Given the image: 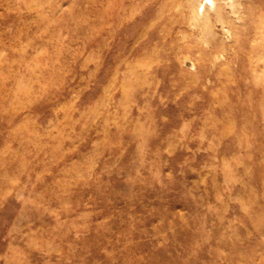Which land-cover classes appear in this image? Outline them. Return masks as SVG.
Wrapping results in <instances>:
<instances>
[{"label":"rangeland","instance_id":"374dc122","mask_svg":"<svg viewBox=\"0 0 264 264\" xmlns=\"http://www.w3.org/2000/svg\"><path fill=\"white\" fill-rule=\"evenodd\" d=\"M207 1L0 0V264H264V0Z\"/></svg>","mask_w":264,"mask_h":264},{"label":"bare ground","instance_id":"6f19581e","mask_svg":"<svg viewBox=\"0 0 264 264\" xmlns=\"http://www.w3.org/2000/svg\"><path fill=\"white\" fill-rule=\"evenodd\" d=\"M208 1L210 2V5H211L213 8H215V6H216V5H215V0H208ZM208 1H207V2H208ZM204 2H205V1H204ZM200 4H201V3H200ZM200 4H199V6H200ZM231 6H232V8L235 7L234 4H232ZM216 9H217L218 15H219L221 18L223 17V18H222V22H224V23L228 22L227 19L225 20V17L222 15V13L220 12L219 8L216 7ZM232 10H233V9H232ZM235 11H236L237 15H234V17L237 18V19H239V18H240V14H238L239 11H238V10H235ZM223 25L225 26V24H223ZM227 30H228V29H227ZM186 63L189 64L190 62H187V61H186Z\"/></svg>","mask_w":264,"mask_h":264}]
</instances>
